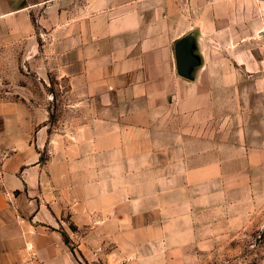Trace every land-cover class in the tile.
Instances as JSON below:
<instances>
[{
    "label": "crops",
    "instance_id": "obj_1",
    "mask_svg": "<svg viewBox=\"0 0 264 264\" xmlns=\"http://www.w3.org/2000/svg\"><path fill=\"white\" fill-rule=\"evenodd\" d=\"M218 25L177 0H0V42L79 112L52 127L0 92V264H192L236 231L264 184V103L225 94Z\"/></svg>",
    "mask_w": 264,
    "mask_h": 264
},
{
    "label": "rangeland",
    "instance_id": "obj_2",
    "mask_svg": "<svg viewBox=\"0 0 264 264\" xmlns=\"http://www.w3.org/2000/svg\"><path fill=\"white\" fill-rule=\"evenodd\" d=\"M177 1L192 22L206 19L219 23L218 47L226 55L221 58L223 65L237 69L230 79L233 88L224 92L239 102L254 100V108L259 110L264 103V0ZM11 44L0 42L1 94L29 97L36 105L33 108L48 116V124L66 128V119L79 113L66 105L70 99L68 82L52 75L45 83L37 72V59L29 62L25 57V44L14 43L15 48L8 51ZM81 141L85 143L84 138ZM257 188L254 198L240 208L233 227L236 231L192 264H264V184Z\"/></svg>",
    "mask_w": 264,
    "mask_h": 264
},
{
    "label": "water",
    "instance_id": "obj_3",
    "mask_svg": "<svg viewBox=\"0 0 264 264\" xmlns=\"http://www.w3.org/2000/svg\"><path fill=\"white\" fill-rule=\"evenodd\" d=\"M190 43L189 41L181 40L177 44L176 50L179 72L186 77H191V69L200 62L195 55L185 48L189 47Z\"/></svg>",
    "mask_w": 264,
    "mask_h": 264
},
{
    "label": "flooded vegetation",
    "instance_id": "obj_4",
    "mask_svg": "<svg viewBox=\"0 0 264 264\" xmlns=\"http://www.w3.org/2000/svg\"><path fill=\"white\" fill-rule=\"evenodd\" d=\"M188 46V45H187Z\"/></svg>",
    "mask_w": 264,
    "mask_h": 264
}]
</instances>
